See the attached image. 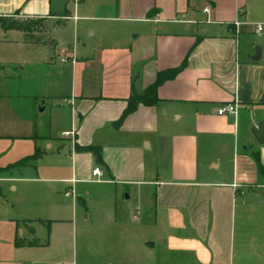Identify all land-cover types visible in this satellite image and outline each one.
Instances as JSON below:
<instances>
[{
  "label": "crops",
  "instance_id": "0c3cea01",
  "mask_svg": "<svg viewBox=\"0 0 264 264\" xmlns=\"http://www.w3.org/2000/svg\"><path fill=\"white\" fill-rule=\"evenodd\" d=\"M12 17L69 22L72 47L42 28L0 60V168L43 153L0 173V264H264V0H0Z\"/></svg>",
  "mask_w": 264,
  "mask_h": 264
},
{
  "label": "rangeland",
  "instance_id": "374dc122",
  "mask_svg": "<svg viewBox=\"0 0 264 264\" xmlns=\"http://www.w3.org/2000/svg\"><path fill=\"white\" fill-rule=\"evenodd\" d=\"M69 6L68 8H70ZM69 10V9H68ZM3 25L6 28L1 27ZM43 28V29H42ZM56 29H59L58 32L54 34V29L50 25H44L42 23V20H37V19H26V18H20V17H12V18H6V19H0V39L3 35V32L11 31L9 32V36H11L8 39L7 44H4L0 41V60L3 61H8V62H13V60H19L23 62L24 64V59L21 51L19 50V42L24 40L26 37H30L28 34H31L32 31H38L41 30V35H36L33 36L32 38L39 40L41 39H46L49 42H54L56 41L55 38H62L66 37V47H72V33L70 29V23L69 22H62L60 25L55 26ZM46 29V32H45ZM18 30V31H17ZM45 32V33H44ZM20 66L21 63H20ZM27 70H25L26 74ZM31 76V74H30ZM30 83H32V80H30ZM48 98L44 97L41 98L38 102L46 101ZM138 187L131 188L130 192L133 194V197H131V200L127 202V204L132 205L135 202V191ZM125 195L129 196V191H125ZM113 195V194H112ZM131 196V195H130ZM113 203V199L111 200Z\"/></svg>",
  "mask_w": 264,
  "mask_h": 264
},
{
  "label": "trees",
  "instance_id": "16d2710c",
  "mask_svg": "<svg viewBox=\"0 0 264 264\" xmlns=\"http://www.w3.org/2000/svg\"><path fill=\"white\" fill-rule=\"evenodd\" d=\"M1 27L6 28L3 25H1ZM183 66H184V64L178 69H174V70H170L168 72L157 74L155 82L152 85H150L142 95H138V94L133 92L132 95L126 100V103H127L126 109L123 111L119 120L113 124L114 128H119L122 125V123L124 122V120L130 114L134 113L138 109L139 106L154 107L158 103L157 89L159 88V86L164 81L173 78L183 68ZM75 151L79 152V153H82V152L91 153L95 158V162L100 166H104L102 159H101V156H100V149L98 147H94V146L78 147V146H75ZM42 155H43V153H41L38 149H36L34 154L31 157H28L24 160H21V161L15 163L13 165H10L4 169L0 168V173L6 172V171L13 169L15 167L24 166L30 161L37 160L38 158H41ZM252 158L255 161L258 173L260 174V176L264 177V165L261 163L259 153H253ZM15 245H16V247H20L24 244L21 243L19 240H16ZM27 245L34 246V245H36V243H29Z\"/></svg>",
  "mask_w": 264,
  "mask_h": 264
},
{
  "label": "built area",
  "instance_id": "2783aa9c",
  "mask_svg": "<svg viewBox=\"0 0 264 264\" xmlns=\"http://www.w3.org/2000/svg\"><path fill=\"white\" fill-rule=\"evenodd\" d=\"M203 12L205 14H209V8H206L203 10ZM235 26H239L240 22L239 21H235L234 22ZM257 31H260V28L257 27ZM61 62L63 63L64 60H61ZM238 113V105H236L235 103H227V104H224L222 106H220L217 110V115L218 116H226V115H237ZM66 137H74V133L71 131L69 133H66L65 135ZM92 175L94 177H100V170L99 168H95L93 171H92ZM71 195L70 192H67L65 193V197H69Z\"/></svg>",
  "mask_w": 264,
  "mask_h": 264
},
{
  "label": "water",
  "instance_id": "95a60500",
  "mask_svg": "<svg viewBox=\"0 0 264 264\" xmlns=\"http://www.w3.org/2000/svg\"><path fill=\"white\" fill-rule=\"evenodd\" d=\"M259 54H260L259 50L256 49V51H255V59L254 60H258ZM250 131H251L252 136L256 140V142L259 145H264V122H259L257 127L251 128ZM127 198L128 197L125 196V199H127Z\"/></svg>",
  "mask_w": 264,
  "mask_h": 264
}]
</instances>
